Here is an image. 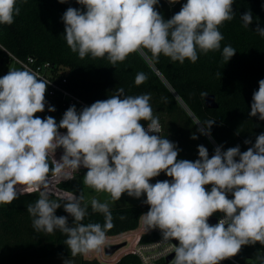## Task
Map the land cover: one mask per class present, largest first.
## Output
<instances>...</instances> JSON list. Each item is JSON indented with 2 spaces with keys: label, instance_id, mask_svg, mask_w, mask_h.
Masks as SVG:
<instances>
[{
  "label": "clouds",
  "instance_id": "clouds-1",
  "mask_svg": "<svg viewBox=\"0 0 264 264\" xmlns=\"http://www.w3.org/2000/svg\"><path fill=\"white\" fill-rule=\"evenodd\" d=\"M167 2L174 5L179 0ZM22 3L27 0H0V25L11 26ZM76 3L82 8L69 7L61 18L67 46L81 59L106 58L113 67L134 53L196 63L199 54L221 50L220 28L234 18V0H187L170 19L157 10L160 0ZM241 19L249 27L251 11ZM255 31L264 37L259 24ZM236 52L225 45L221 54L228 62ZM146 81L144 73H137L136 85ZM258 84L249 115L264 121V79ZM48 85L26 69L9 70L0 77V205H11L25 192L38 191V199L27 205L35 231L65 234L64 244L72 257L99 251L114 227L109 203L93 197L92 213L103 214L105 222L85 224L89 212L83 194L72 195L63 204L50 199V175L62 174L65 168H85L84 184L109 194L112 201L124 194L136 199L146 195L141 201L149 206L141 216L145 226L159 229L165 241H178L172 247V264H222L237 256L242 246L257 242L264 246V132L254 144L245 140L252 146L243 152L239 145L226 151L220 145L209 158L208 149L199 145L198 159H178L180 149L160 135L162 127L153 114L150 94L125 95L119 88L79 112L70 106L57 123L52 116L35 115L45 111ZM47 111L56 109L49 106ZM141 121L147 122V128ZM214 123L197 121L202 125L198 131L210 136ZM57 148H63V155L53 165L49 156ZM161 173L170 180L150 183ZM61 207L73 218L71 224L68 216L56 215ZM216 213L223 218L210 224ZM256 260L264 264V255L258 253Z\"/></svg>",
  "mask_w": 264,
  "mask_h": 264
},
{
  "label": "trees",
  "instance_id": "trees-1",
  "mask_svg": "<svg viewBox=\"0 0 264 264\" xmlns=\"http://www.w3.org/2000/svg\"><path fill=\"white\" fill-rule=\"evenodd\" d=\"M186 2L179 0V3L169 5L167 0H160L156 7L165 19H170ZM18 6L20 14L15 17V22L11 26L0 25L1 45L21 60L32 56L39 64L47 62L54 76L60 77L55 82L89 105L108 99L119 88L124 89L125 95L150 94L153 114L159 118L162 126L160 135L177 145L180 149L178 159L195 161L199 158V145L208 149L209 158L220 145H223L224 151L239 145L243 152L252 146L245 144V140L254 144L256 137L264 132V121L259 120L258 116L249 115L253 92L258 91V82L264 79V37L255 31L257 24L264 28V0H234V18L220 28L224 35L221 50L199 54L196 63L185 60L180 64L163 55L156 60L150 53H134L114 67L106 58L93 59L88 56L81 59L67 46L61 18L69 7L82 8L76 0H68L67 3H59V0H27V3ZM246 11H251L253 15V23L249 27H244L241 19ZM225 45H231L237 51L228 62L221 54ZM141 72L147 76V81L136 85L135 77ZM206 94L215 96L217 108L204 105ZM45 99V111L35 115L42 119L52 116L57 123L70 106L74 105L78 112L83 108L70 104L60 90H51L49 86ZM49 106H54L56 111L48 112ZM207 120H215L210 136L198 131L202 125H198L197 121L204 124ZM145 123L141 121V124ZM64 131L61 129V132ZM193 134L197 139H192ZM49 161L55 164L51 155ZM84 172L87 169H80L67 179L59 178L54 189L71 196H84ZM156 179L170 180L164 173ZM53 197L61 204L69 198H63V195ZM27 205H0V264H64L68 259L71 264H100L94 257H72L64 244L67 237L59 230L52 234L35 231ZM87 205L89 215L83 223L103 225L104 215L92 213L91 205ZM109 207L114 227L106 236L135 230L141 215L149 210V206L143 203ZM56 215L68 216L63 207L57 209ZM220 215L222 213H216L213 217ZM72 221L73 218L68 216L69 224ZM155 237L154 233H144L140 240ZM254 249H264V246L258 242L242 246L240 253L232 260H225L224 264H249L247 259ZM136 263V256L125 254L114 264Z\"/></svg>",
  "mask_w": 264,
  "mask_h": 264
},
{
  "label": "built area",
  "instance_id": "built-area-1",
  "mask_svg": "<svg viewBox=\"0 0 264 264\" xmlns=\"http://www.w3.org/2000/svg\"><path fill=\"white\" fill-rule=\"evenodd\" d=\"M0 51H3L6 53L9 58H11L16 66L19 68V70H30L38 74L40 78H43L44 80L49 82V87L51 90L58 89L61 91L64 98H68V101L70 104H76L78 108L90 106L85 101L81 100L80 98L76 97L75 95L69 93L67 90L61 88L55 81L60 78L59 76H54V74L51 72L50 65L47 62H44L42 64H39L36 59L32 56L26 57L25 60H21L11 54L3 45L0 44ZM5 74L0 75L2 77ZM62 81H65L64 78H61ZM62 119V116L59 117L58 121ZM145 128H147V123L143 124ZM162 127V126H161ZM207 190L210 191L211 185L205 186ZM142 216V215H141ZM223 218V214L220 216L215 217V224L219 221V219ZM141 224L143 228L141 227ZM138 227L142 228L140 231H136V237L129 246V249L124 251L120 256H117L112 261L106 264H114L116 261L120 259L121 256L125 254H132L136 256L137 263L136 264H172V260L174 258V253L172 252L173 241H165L163 240L162 233L159 229H148L144 222L142 217L139 219ZM137 227V228H138ZM144 233H154L156 235L155 238H152L150 240L141 241L140 236ZM126 245V243H125ZM172 255L171 259L169 261H166L167 256ZM230 260H232L230 258ZM103 264V263H100ZM224 264V261L222 262Z\"/></svg>",
  "mask_w": 264,
  "mask_h": 264
},
{
  "label": "rangeland",
  "instance_id": "rangeland-1",
  "mask_svg": "<svg viewBox=\"0 0 264 264\" xmlns=\"http://www.w3.org/2000/svg\"><path fill=\"white\" fill-rule=\"evenodd\" d=\"M0 59H3V62L0 63V75L2 74H6L9 70H15L18 69V67L16 66V64L14 63V61L9 58V56L4 53L3 51H0ZM66 132V131H64ZM52 159H54V163L56 162V160H59L60 157L63 155V152L58 150L56 151V153L54 154H50ZM81 169H85V168H81ZM79 172V170L77 171H73L69 168H65L63 170L62 174H57L54 177L50 178L51 184L50 187L52 189V194L50 195V199H55L53 196L56 195H61V194H65V192H56L53 190V186L55 185V183L57 182V180L59 178H64V177H69L74 175L75 173ZM67 173V175H66ZM72 173V175H71ZM86 174V172H84L82 174V181L84 178V175ZM66 175V176H64ZM56 177V178H55ZM55 179V180H54ZM54 182H53V181ZM157 181L156 178H153L150 183H155ZM84 183V182H83ZM39 197V192L38 191H33V192H25V194L21 195L16 201H14L12 204H29V203H33L36 199H38ZM95 197L97 198L101 203L103 202H108L109 205H126V204H141L142 200L144 199V196L141 197L140 199H136L133 197H129L127 194L122 195L121 199L119 201H112L111 197L109 196V194L107 193H98L95 190L89 188L87 185L84 184V198L87 204L91 205V199ZM141 227L143 228L142 224ZM141 228V229H142ZM136 231L133 232H127V233H121L118 235H114V236H106V241L104 246H102V248L99 251H92L88 254L83 255L86 258H91L94 257L96 258L100 263L106 264L109 263L110 261H112L114 258H116L117 256H120L124 251H126L127 249H129V246L131 245V243L133 242V240L136 237ZM126 243V245H125ZM110 245H119V247L110 255H106L105 253V247L106 246H110ZM260 255H264V249H254L251 251L249 258L247 259L249 264H260V262L258 260H256V255L257 254Z\"/></svg>",
  "mask_w": 264,
  "mask_h": 264
},
{
  "label": "water",
  "instance_id": "water-1",
  "mask_svg": "<svg viewBox=\"0 0 264 264\" xmlns=\"http://www.w3.org/2000/svg\"><path fill=\"white\" fill-rule=\"evenodd\" d=\"M3 62V59H0V63H2ZM204 105L207 107V108H217L218 107V103H217V101H216V99H215V96L213 95V94H206L205 96H204ZM153 134H156V133H153ZM156 135H159V134H156ZM58 150H60V151H62L63 152V148H57L56 150H55V152L56 151H58ZM71 195H69V194H67V193H65L64 195H63V197H70ZM215 217H210L209 218V223L210 224H215ZM174 243H177L178 241H175V240H172ZM119 247V245H110V246H106L105 247V253H106V255H110L111 253H113L117 248ZM171 257H172V255H169V256H167V258H166V261H169L170 259H171Z\"/></svg>",
  "mask_w": 264,
  "mask_h": 264
},
{
  "label": "crops",
  "instance_id": "crops-1",
  "mask_svg": "<svg viewBox=\"0 0 264 264\" xmlns=\"http://www.w3.org/2000/svg\"><path fill=\"white\" fill-rule=\"evenodd\" d=\"M56 153V152H55ZM66 175H67V173H66ZM66 175H64V176H66ZM71 175H72V173H71ZM51 178V177H50ZM54 187V186H53ZM55 188V187H54ZM54 188H53V190H54ZM54 191H56V192H59L57 189H55ZM61 192V191H60ZM61 195H63V194H61ZM57 196V195H56ZM64 198V197H63ZM140 227H138V228H136L135 230H137V231H140ZM135 230H130V231H126V232H123V233H127V232H133V231H135ZM122 233V234H123ZM86 258V257H85Z\"/></svg>",
  "mask_w": 264,
  "mask_h": 264
}]
</instances>
